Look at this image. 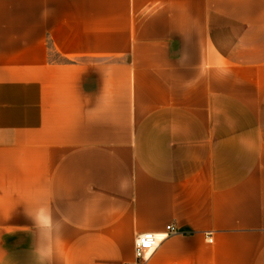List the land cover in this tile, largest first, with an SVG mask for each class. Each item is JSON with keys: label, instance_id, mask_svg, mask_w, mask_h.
Segmentation results:
<instances>
[{"label": "crops", "instance_id": "1", "mask_svg": "<svg viewBox=\"0 0 264 264\" xmlns=\"http://www.w3.org/2000/svg\"><path fill=\"white\" fill-rule=\"evenodd\" d=\"M41 208L47 264H264V0H0V264Z\"/></svg>", "mask_w": 264, "mask_h": 264}, {"label": "clouds", "instance_id": "2", "mask_svg": "<svg viewBox=\"0 0 264 264\" xmlns=\"http://www.w3.org/2000/svg\"><path fill=\"white\" fill-rule=\"evenodd\" d=\"M29 216L34 221L33 254L37 258V264H47L51 254L50 243L54 244L56 241L58 226L53 223L50 214L44 208Z\"/></svg>", "mask_w": 264, "mask_h": 264}, {"label": "built area", "instance_id": "3", "mask_svg": "<svg viewBox=\"0 0 264 264\" xmlns=\"http://www.w3.org/2000/svg\"><path fill=\"white\" fill-rule=\"evenodd\" d=\"M165 230L166 232L161 235L147 232L137 236L134 242V259L126 264H146L159 249L161 242L170 236L181 233V230L174 225H168Z\"/></svg>", "mask_w": 264, "mask_h": 264}]
</instances>
